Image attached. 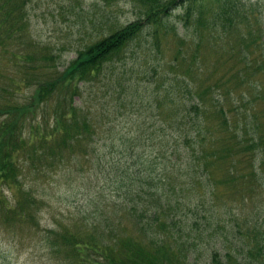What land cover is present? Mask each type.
Here are the masks:
<instances>
[{
    "label": "trees",
    "instance_id": "16d2710c",
    "mask_svg": "<svg viewBox=\"0 0 264 264\" xmlns=\"http://www.w3.org/2000/svg\"><path fill=\"white\" fill-rule=\"evenodd\" d=\"M28 1L0 0V76L1 64L14 67L0 85L2 229L37 222L41 200L25 173L44 175L79 156L116 199L92 200L78 220L45 230L54 264H190L196 237L212 230L225 246L206 256L212 264H264V232L254 221L245 226L229 213L221 221L205 210L221 196L246 204L264 192V132L253 113L238 114L232 97L245 100L235 88L249 61L240 52L229 62L219 50L218 35L239 30L248 0H132L135 19L108 20L61 69L60 56L31 37ZM206 43L214 55L203 52ZM100 81L112 86L116 109L130 107L132 132L114 135L110 114L84 98L83 88ZM194 209L203 211L202 232L185 217Z\"/></svg>",
    "mask_w": 264,
    "mask_h": 264
},
{
    "label": "rangeland",
    "instance_id": "374dc122",
    "mask_svg": "<svg viewBox=\"0 0 264 264\" xmlns=\"http://www.w3.org/2000/svg\"><path fill=\"white\" fill-rule=\"evenodd\" d=\"M247 4V7L252 9L244 11L239 30L235 33L220 32L221 35H218L219 50L220 57L228 58L229 62H233L240 52L247 55L249 63L240 65L241 70L242 66L244 67L243 77L239 79L240 82L238 81L235 88L236 93L245 96V100L236 102L237 96L234 95L233 105L238 106L237 111L240 116L253 113L249 120L255 122L264 132V0H248ZM26 9L31 37L40 45L50 46L53 53L60 56L58 58L60 69L75 57L77 48L92 40L99 30L106 29L108 20L115 17L118 19V24L122 25L135 19L138 12V7L132 0H29ZM101 14H104L102 22L97 25ZM174 19L178 21L175 17ZM180 31H183L181 27ZM188 42L192 43L190 35ZM208 49L210 48L206 43L203 52H210ZM212 60L213 56L209 55L208 63ZM1 65L5 72L3 77L0 76V85L6 87L7 76L13 74L14 67L7 65V62ZM220 71L223 72L224 68L221 67ZM103 83L100 81L95 87L90 88L91 90L84 87V98L93 111L104 110L110 114L112 121L106 126L113 127L114 135L120 132H132L134 125L127 121L131 118L128 114L131 112L130 107L116 109L118 101L112 92V86L105 87ZM143 84L144 81L141 80L137 87L142 88ZM30 91L31 89L25 88L24 93L28 95ZM12 95L8 96L12 97ZM75 99L80 100V98ZM102 144L103 141H99L98 145L102 146ZM92 157L91 154L88 158ZM91 163V160L85 161L78 156L44 175L24 174L25 185L41 200L37 222L24 227L14 224L9 230H3L0 226V264L7 262L54 264L48 248L44 246L45 230L68 224L74 217L75 221L78 220L81 214L93 209L92 200H97L100 204L106 202L107 205L112 206L116 193L103 186L105 184L103 177L99 173H94L93 168L89 167ZM2 192L10 196L13 191L3 185ZM199 192L201 193L202 190ZM227 207L232 211L226 212ZM207 209L208 216L219 217L221 221L230 220L229 214H234L237 218H245V226L254 221L252 227L264 232V192L256 194V199L246 204L238 198L221 196L216 202H206L205 210ZM202 213L203 211L198 212L197 209L185 213V217L190 218L191 221L196 218L197 224H192L191 227L194 229L200 225L197 232L203 231ZM223 231L221 228L217 229L218 234ZM229 238H233L231 234ZM237 238L235 242L239 244ZM196 239L198 248L196 254L190 258V264H212L206 256L214 249L223 254L224 238L220 239L218 236L215 239L213 230ZM238 246L244 247L242 244ZM242 254L245 253L239 255ZM238 258L240 259L239 256ZM245 262L247 264V260Z\"/></svg>",
    "mask_w": 264,
    "mask_h": 264
}]
</instances>
